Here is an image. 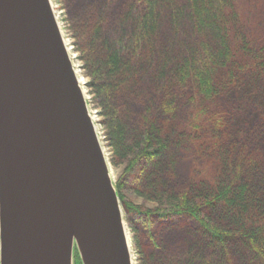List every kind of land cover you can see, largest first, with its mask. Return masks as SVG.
Instances as JSON below:
<instances>
[{"label": "trees", "instance_id": "1", "mask_svg": "<svg viewBox=\"0 0 264 264\" xmlns=\"http://www.w3.org/2000/svg\"><path fill=\"white\" fill-rule=\"evenodd\" d=\"M63 8L140 264H264V21L247 31L235 0ZM132 220L180 239L148 248Z\"/></svg>", "mask_w": 264, "mask_h": 264}, {"label": "water", "instance_id": "2", "mask_svg": "<svg viewBox=\"0 0 264 264\" xmlns=\"http://www.w3.org/2000/svg\"><path fill=\"white\" fill-rule=\"evenodd\" d=\"M132 264L50 0H0V264Z\"/></svg>", "mask_w": 264, "mask_h": 264}, {"label": "rangeland", "instance_id": "3", "mask_svg": "<svg viewBox=\"0 0 264 264\" xmlns=\"http://www.w3.org/2000/svg\"><path fill=\"white\" fill-rule=\"evenodd\" d=\"M50 1L54 9L55 16L59 24V27L61 29L66 46L69 50V54L71 56L73 66L75 70L77 71V76L83 88L86 101L88 102L89 111L93 118V122L95 124V129L97 131L99 140L101 142V146L103 148L105 156L107 157L109 161L108 148L106 146V142L104 141L102 127L99 124L100 117H99L98 111L95 110L93 106L90 104L91 97L88 92V88L86 86V78L83 75V71L81 68V62L77 58L78 56H77V53L75 52L72 39L70 38L67 32V27H66L67 16L63 8L64 0H50ZM235 4L237 6L239 17L245 29L249 31L250 33L253 32V30H255L256 26L258 29L259 22L264 21V0H235ZM257 104L260 106L262 110H264V88L257 95ZM109 172H110L111 179L113 180V183L115 185L117 181H120L123 176V167L114 168L109 161ZM125 195L133 205L138 206L142 209L151 210V209L156 208V204L146 202L145 200L141 198H137L135 196L133 197L130 192L125 193ZM120 205H121V202H120ZM121 209H122L125 230L128 235L129 245L131 249L132 264H140V261L138 258V252L134 244V240H133V228L134 227L132 226V224L129 223L128 218L125 216V212L123 211L122 205H121ZM132 223L136 224L137 226L141 244H143L144 246L148 248L153 247L155 248V250L161 251L163 250V248L168 246V244H176L180 239L177 236L176 232L171 231V230H166V231L156 230L155 226H152V224H149L148 221L140 222L139 224L138 222L132 220Z\"/></svg>", "mask_w": 264, "mask_h": 264}]
</instances>
